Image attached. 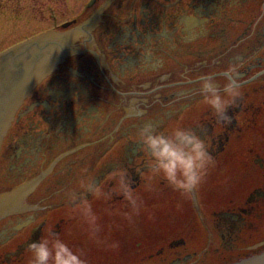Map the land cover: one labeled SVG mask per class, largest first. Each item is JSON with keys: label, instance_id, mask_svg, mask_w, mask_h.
<instances>
[{"label": "flooded vegetation", "instance_id": "flooded-vegetation-1", "mask_svg": "<svg viewBox=\"0 0 264 264\" xmlns=\"http://www.w3.org/2000/svg\"><path fill=\"white\" fill-rule=\"evenodd\" d=\"M67 5L55 10L51 27L17 41L52 33L56 57L1 147L0 196L9 204L0 203V264H30L29 245L49 230L82 250L86 264H121L129 256L126 264H233L263 254L264 0ZM229 68L241 98L225 125L200 88L207 76L222 87ZM146 124L164 134L191 128L205 140L216 165L189 197L152 176L138 137ZM81 181L106 194H84L98 218L95 235L79 201L70 200L83 193ZM169 238L191 241L181 253L157 248ZM123 239L136 244L135 253Z\"/></svg>", "mask_w": 264, "mask_h": 264}, {"label": "clouds", "instance_id": "clouds-1", "mask_svg": "<svg viewBox=\"0 0 264 264\" xmlns=\"http://www.w3.org/2000/svg\"><path fill=\"white\" fill-rule=\"evenodd\" d=\"M234 71L233 68L226 70L227 82L222 87L213 77L207 76L202 78L200 88L204 102L211 107L218 121L225 125L232 123V118L228 115L229 107H235L241 98L240 85ZM138 137L152 158L148 163L152 176H162L182 197H189L196 191L205 181L209 169L216 165L205 140L191 128H176L171 134H164L146 124L139 129ZM119 184L126 199L130 201L133 212L138 214L139 205L131 194L124 174L120 175ZM80 187L83 193L73 192L70 200L73 203L79 201L77 208L89 225L91 233L95 235L99 231L98 218L84 194L91 193L96 198L106 194L94 182L81 181ZM107 195L110 196V193ZM126 218L132 220L131 215L126 214ZM113 247H118V244ZM29 249L32 252L30 264H86L82 250L74 251L51 230L48 238L31 243Z\"/></svg>", "mask_w": 264, "mask_h": 264}, {"label": "water", "instance_id": "water-1", "mask_svg": "<svg viewBox=\"0 0 264 264\" xmlns=\"http://www.w3.org/2000/svg\"><path fill=\"white\" fill-rule=\"evenodd\" d=\"M50 36L36 37L0 55V151L17 109L55 58ZM6 198H0L5 208L9 204ZM235 264H264V253Z\"/></svg>", "mask_w": 264, "mask_h": 264}, {"label": "rangeland", "instance_id": "rangeland-1", "mask_svg": "<svg viewBox=\"0 0 264 264\" xmlns=\"http://www.w3.org/2000/svg\"><path fill=\"white\" fill-rule=\"evenodd\" d=\"M73 1L75 0H67V4ZM67 4L65 0H0V51L23 37L51 27L55 10L65 9ZM189 241L191 239H186L183 244H179L176 239L169 238L157 248L166 247L168 250L175 249L181 253L187 250ZM123 242L129 245L130 254L135 253V243L132 246L130 239H123ZM131 260L133 262V257L129 256L123 259L121 264L129 263Z\"/></svg>", "mask_w": 264, "mask_h": 264}]
</instances>
